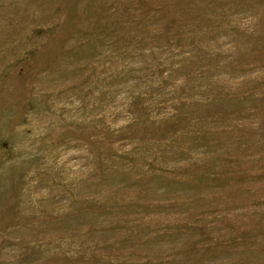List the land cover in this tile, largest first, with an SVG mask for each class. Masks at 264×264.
<instances>
[{"label":"rangeland","instance_id":"374dc122","mask_svg":"<svg viewBox=\"0 0 264 264\" xmlns=\"http://www.w3.org/2000/svg\"><path fill=\"white\" fill-rule=\"evenodd\" d=\"M0 264H264V0H0Z\"/></svg>","mask_w":264,"mask_h":264}]
</instances>
